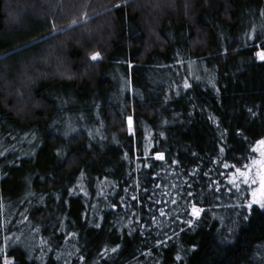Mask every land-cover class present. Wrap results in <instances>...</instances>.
<instances>
[{
  "label": "trees",
  "instance_id": "1",
  "mask_svg": "<svg viewBox=\"0 0 264 264\" xmlns=\"http://www.w3.org/2000/svg\"><path fill=\"white\" fill-rule=\"evenodd\" d=\"M63 2L0 0V264H264V0Z\"/></svg>",
  "mask_w": 264,
  "mask_h": 264
},
{
  "label": "snow or ice",
  "instance_id": "2",
  "mask_svg": "<svg viewBox=\"0 0 264 264\" xmlns=\"http://www.w3.org/2000/svg\"><path fill=\"white\" fill-rule=\"evenodd\" d=\"M257 55L261 60H264V52H258ZM99 57V53H96L92 56L93 60H96ZM261 146H264V140H261L259 142ZM261 156L264 157V151L261 152ZM254 164H258V171L255 175L249 179V173L248 171H241L240 169H237V172L239 173L240 177L243 178V183L249 184H256L259 183V189H253L252 190V201L248 204V207L251 208L252 204H258L261 208H264V158H262L259 161H253ZM248 166H246L247 168ZM256 176L259 177V180L257 181ZM233 183L235 184V178L233 179ZM237 188H239V184H235ZM198 209L195 207L193 208V213L198 214Z\"/></svg>",
  "mask_w": 264,
  "mask_h": 264
},
{
  "label": "rangeland",
  "instance_id": "3",
  "mask_svg": "<svg viewBox=\"0 0 264 264\" xmlns=\"http://www.w3.org/2000/svg\"><path fill=\"white\" fill-rule=\"evenodd\" d=\"M149 1V0H148ZM67 4L68 3V0H67V3L66 2H63V4ZM90 3H91V0H90ZM90 3H89V5H90ZM60 4V3H59ZM144 4V3H143ZM146 5V4H145ZM34 8V7H33ZM37 9V8H36ZM34 10H35V8H34ZM35 11H40L39 9H37V10H35ZM70 12H72V13H76L75 11H74V9H72V11H70ZM101 15H103V14H100V13H98V15H95L94 17H92V18H87V19H84L83 21H85L86 22V24H88V20H90V21H93L94 22V24L93 25H89L88 27H92V29H96V28H99V22H96V19L97 18H99V16H101ZM11 17H13V16H11ZM100 20V19H99ZM82 21V22H83ZM87 27V28H88ZM85 29H86V27H85ZM96 30H98V29H96ZM191 65H194L193 63H191ZM190 65V68H189V71H190V74H192V72H191V70H192V66ZM193 75V74H192ZM262 148V146L260 145L259 146V149H261ZM262 158H264V157H262V156H259L258 157V161L259 160H261ZM259 170V169H258ZM256 174V171H254V175ZM259 179H258V176H257V181H258ZM256 185H258L257 187H256V189L258 190L259 189V183H256Z\"/></svg>",
  "mask_w": 264,
  "mask_h": 264
}]
</instances>
